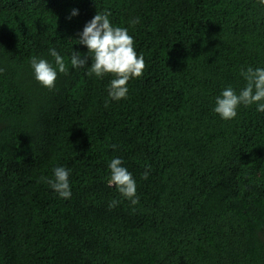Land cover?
Masks as SVG:
<instances>
[{
    "label": "trees",
    "instance_id": "obj_1",
    "mask_svg": "<svg viewBox=\"0 0 264 264\" xmlns=\"http://www.w3.org/2000/svg\"><path fill=\"white\" fill-rule=\"evenodd\" d=\"M105 10L145 61L119 102L111 74L70 64ZM50 48L68 69L52 90L30 67ZM247 67H264L258 0H0V264H264V113L213 112ZM116 157L136 206L108 185ZM57 166L70 199L46 182Z\"/></svg>",
    "mask_w": 264,
    "mask_h": 264
},
{
    "label": "clouds",
    "instance_id": "obj_2",
    "mask_svg": "<svg viewBox=\"0 0 264 264\" xmlns=\"http://www.w3.org/2000/svg\"><path fill=\"white\" fill-rule=\"evenodd\" d=\"M258 5L264 7V0H258ZM78 14V10L71 13L73 17ZM110 16L111 13L107 10L97 12L84 26L76 41L86 47L87 53L81 54L72 50L70 64L74 70L87 69L86 74L98 80L111 74L112 79L107 86L108 100L119 102L128 98L129 81L143 76L145 61L143 54L136 51L134 37L129 34V29L114 25ZM139 23V17L131 21L132 26ZM48 55L53 58L54 63L45 58L33 57L30 67L35 80L42 87L52 90L56 86L58 75L67 74L68 69L64 57L55 48H50ZM239 75L245 82L239 91L229 85L215 98L213 112L224 121L236 119L242 106L256 105V111L264 113V67L242 68ZM123 164L124 161L119 157L110 161L108 185L115 186L120 196L130 201L132 206H136L140 202L137 182ZM149 171L150 169H147L143 173V179H148ZM70 176L71 169L57 166L53 169L52 178L46 179V182L60 198L67 200L72 196ZM118 204V200H111L109 210Z\"/></svg>",
    "mask_w": 264,
    "mask_h": 264
}]
</instances>
